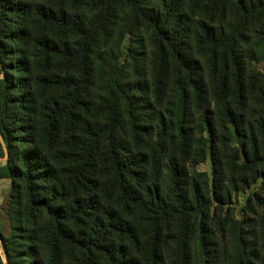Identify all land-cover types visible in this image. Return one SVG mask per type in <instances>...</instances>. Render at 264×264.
I'll return each instance as SVG.
<instances>
[{"label": "trees", "instance_id": "trees-1", "mask_svg": "<svg viewBox=\"0 0 264 264\" xmlns=\"http://www.w3.org/2000/svg\"><path fill=\"white\" fill-rule=\"evenodd\" d=\"M263 44L264 0H0L9 264H264V202L229 206L264 180Z\"/></svg>", "mask_w": 264, "mask_h": 264}, {"label": "rangeland", "instance_id": "rangeland-1", "mask_svg": "<svg viewBox=\"0 0 264 264\" xmlns=\"http://www.w3.org/2000/svg\"><path fill=\"white\" fill-rule=\"evenodd\" d=\"M144 41L142 42V38ZM146 35L142 32L139 33V36L136 38L133 35H127L123 44H122V57L121 61L124 63L125 70L129 72V75L132 74L133 69L131 70V58L130 55L133 54L135 50L134 56L142 59L140 63V69L142 73L146 75V80L148 83L150 82V68L148 65V40H146ZM260 56L264 57V44L262 51L260 52ZM255 67L261 73L264 74V58L262 60H258L255 62ZM4 75V74H2ZM8 160V152L6 150V156L0 160V165ZM192 169L194 168L198 172H206L210 176L213 172V165L211 160H207L205 162H200L198 164L192 165ZM12 181L8 178H4L0 180V231L6 236L10 237L13 235L12 224H11V214L14 213L15 207H13V195H12ZM252 195L254 200H258V202H264V180L263 178L257 179L254 183L250 185L245 191H237L231 203L229 204L232 207L236 217L240 218L242 215L246 213L245 207L247 204V200L249 196ZM264 204V203H263ZM0 253L3 255V263L9 264V261L4 254V250L2 247V242L0 240Z\"/></svg>", "mask_w": 264, "mask_h": 264}, {"label": "water", "instance_id": "water-1", "mask_svg": "<svg viewBox=\"0 0 264 264\" xmlns=\"http://www.w3.org/2000/svg\"><path fill=\"white\" fill-rule=\"evenodd\" d=\"M0 140H1V142L3 143V139H2L1 134H0ZM1 159H3V158L0 157V160H1Z\"/></svg>", "mask_w": 264, "mask_h": 264}]
</instances>
